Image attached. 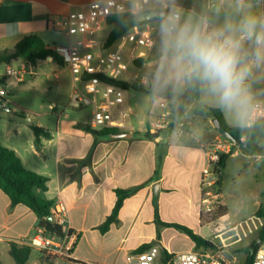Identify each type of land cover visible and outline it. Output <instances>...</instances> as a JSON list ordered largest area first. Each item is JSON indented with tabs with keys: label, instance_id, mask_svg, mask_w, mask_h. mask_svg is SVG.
Instances as JSON below:
<instances>
[{
	"label": "crops",
	"instance_id": "obj_1",
	"mask_svg": "<svg viewBox=\"0 0 264 264\" xmlns=\"http://www.w3.org/2000/svg\"><path fill=\"white\" fill-rule=\"evenodd\" d=\"M92 1L96 0H0V51L13 49L20 40L32 35L39 37L47 47L54 45L58 48V35H63L65 41L67 37L53 30L49 21L67 14L74 6ZM216 1L213 0V5H208L205 0L202 4L198 0L196 3L206 10L209 19H216L223 17L219 14L231 10V0ZM263 1L251 5L254 8ZM153 23L159 24V20ZM155 47L151 52L152 58L160 53V46ZM62 59L64 68L58 70L55 76L67 72L72 81L63 56ZM13 65L22 69L24 74L27 67L32 66L23 59L15 60L10 64L11 67ZM162 65L163 59L158 57L138 67L136 77L148 93L132 88L134 93L128 94L125 89L122 109L128 113L126 123L129 128L117 130L118 134L128 135L125 137L95 138L81 128V125L89 124L81 119L80 108L76 106L73 119L62 121L63 114L59 113L54 130L43 128L50 132L51 139H43L38 150L34 146V134L30 127L34 124L30 122V117L23 123L0 116V144L13 150L27 170L46 177L47 191L41 194L42 197L53 205L63 204L67 210L61 226L64 231L69 230L76 236L72 258L55 260L67 264H125L126 258L140 247L147 246V249L155 245L160 250L155 264H164L165 254L205 251L196 249L194 242L182 231L158 226L154 220L155 206L161 222L184 226L212 245H216L226 231L235 228L225 229L221 224L230 221L223 198V182L220 201L226 206L227 213L213 221L210 214L201 210L202 155L198 143L215 135L207 127L208 119L201 117L198 120L189 115L193 101L185 102L194 98L188 95L187 86L164 90L154 87V77ZM0 66L4 67L0 72V84L4 85L5 79L1 75L6 64ZM145 79L149 80L147 84ZM5 86L10 89L7 83ZM172 94L184 97H166ZM140 95H146V98ZM6 102L7 106V99ZM83 104L90 105L85 101L79 104L80 107ZM184 105L183 113L189 116L185 122L189 131L187 135L178 137L171 131L155 133L148 128L151 117L173 108L182 109ZM120 110H115L116 119H119ZM0 112L10 114L9 117L16 116L15 111ZM181 116L176 120L185 121L180 120ZM225 121L227 123L226 118ZM40 126L37 124V127ZM141 184L145 185L123 201L117 222L101 233L99 227L111 214L116 202L115 190ZM38 228L33 212L24 205L12 206L0 190V254L6 252L9 255V243L23 245L36 234ZM41 260L43 263L42 257Z\"/></svg>",
	"mask_w": 264,
	"mask_h": 264
},
{
	"label": "built area",
	"instance_id": "obj_2",
	"mask_svg": "<svg viewBox=\"0 0 264 264\" xmlns=\"http://www.w3.org/2000/svg\"><path fill=\"white\" fill-rule=\"evenodd\" d=\"M174 5V1H171ZM213 5V0H207ZM175 6V5H174ZM164 0H96L72 7L67 14L49 21L51 28L61 32L68 38V45L62 55L65 65L72 75L73 100L81 104L88 101L92 107L89 126L94 130L128 129V113L122 109L125 101V89L98 76H105L116 81H125L130 78L129 71L137 60L146 61L159 40V24L149 22L136 26L121 35L116 42L106 47L108 28L107 19L118 14L140 15L153 11H167ZM57 52V51H56ZM58 54V53H57ZM59 55V54H58ZM115 72L116 75H111ZM24 71L6 65L2 78H14L17 82L23 81ZM95 75L97 77L84 78ZM119 75V76H118ZM149 80L145 79L147 84ZM7 88L0 84V102L6 106ZM255 108L246 122V127L264 120V102H254ZM120 108L119 119L115 118V110ZM148 128L160 133L171 131L178 137L189 133L184 121H177L172 111L150 118ZM199 150L202 155L201 167V210L210 214L217 206H221L218 192L220 179L221 159L223 155H230L238 145L217 134L207 140L199 141ZM264 159V155H256ZM66 208L58 203L51 208V214L57 224L62 223L66 216ZM259 226L263 227L260 217H255ZM235 229V228H234ZM76 236L66 230L62 236L47 234L44 229L38 228L36 234L23 245L38 250L47 258L71 259ZM221 248L205 251L177 252L169 256L164 264H228L220 251ZM160 250L151 245L142 252L131 254L125 264H155ZM252 264H264V242H259L253 250Z\"/></svg>",
	"mask_w": 264,
	"mask_h": 264
},
{
	"label": "rangeland",
	"instance_id": "obj_3",
	"mask_svg": "<svg viewBox=\"0 0 264 264\" xmlns=\"http://www.w3.org/2000/svg\"><path fill=\"white\" fill-rule=\"evenodd\" d=\"M203 1L204 0H198V3L202 4ZM216 3H219V1L217 0ZM217 8L221 10L224 9L223 6H217ZM252 10L255 11L257 15H264V1L258 3L256 7H252ZM108 30L109 28L104 32L105 35L108 33ZM62 36L63 35H58L57 37V39H59L56 44L59 46L58 48H55L54 45H50V48L57 51L61 57L64 54L63 49L68 45V38H66L67 41H65ZM159 46L160 41L158 40L155 48L157 49ZM140 65L139 62H135L134 65L131 66L129 72L130 78H126L128 84H133L140 80L136 77L138 76L137 69ZM12 67L16 68L17 66L13 65ZM63 68L64 66L59 65L55 61L41 60L35 65L27 67L22 82H17L14 78H6L3 86H5L6 83L10 85V89H7L6 95L8 101L7 107L20 108L26 112L23 116L11 117H9L10 114L0 112V116H6L12 120H21L23 123H26L27 119L30 117V122L32 124L36 126L40 124V127L51 131L55 128L59 113L63 114V117L60 118L62 121H70L73 119L72 114L74 113L75 107L79 106L81 119L89 124L92 107L91 105L85 104L80 107L78 103L74 102L72 94L73 82L71 81L69 73L65 72L58 75V77L55 76L56 72ZM3 69L4 67L0 66V72H2ZM111 75L114 76L116 73L112 72ZM252 82L264 84V69L255 73ZM198 88L199 91L194 100L188 99L189 101L185 103H192L193 101V105L196 103H203L210 107L219 108L229 125H246V123L238 121L235 113L222 109L202 88L199 86ZM127 92L128 94L134 93L132 88H128ZM140 96L146 98V95ZM257 101L264 102V91L259 90L254 94V102ZM174 110H176V108L172 109L174 118L178 119L180 116H176ZM177 110L180 112V115H182L180 120H185L184 122H186L189 116L186 112L183 113L185 105L182 109L178 108ZM196 119L200 120L201 117H197ZM207 127L214 135L219 134L212 126L210 120L207 121ZM256 145L264 148V132L257 140ZM247 156H249V158H247ZM222 182L223 198L228 208L230 221H223L221 224L224 225L225 229L232 227H235V229L232 228L226 231L219 240L216 241L217 244L213 245V248L210 249L216 250L218 247L221 248V254L228 264H242L247 257V252L241 250L252 246H258L260 242L258 239L259 231L253 228L254 225L259 226L255 218L256 212L260 205L264 204V159L258 158L256 155L252 156L243 146L238 145L226 159L222 171ZM221 189L222 188L218 185V192H222ZM224 208L227 212L226 206H224ZM215 209L210 213V218L213 221L217 219ZM41 257L44 261L43 263L46 264L43 254L32 250L26 264H41ZM0 260L1 264H15L12 257L6 252L0 254ZM52 263L67 264L65 261H57L55 259H52Z\"/></svg>",
	"mask_w": 264,
	"mask_h": 264
},
{
	"label": "clouds",
	"instance_id": "obj_4",
	"mask_svg": "<svg viewBox=\"0 0 264 264\" xmlns=\"http://www.w3.org/2000/svg\"><path fill=\"white\" fill-rule=\"evenodd\" d=\"M164 6L154 14L163 59L154 87L195 84L246 123L255 108L250 82L264 69V15L248 0H231V10L216 19L186 13L171 0Z\"/></svg>",
	"mask_w": 264,
	"mask_h": 264
},
{
	"label": "trees",
	"instance_id": "obj_5",
	"mask_svg": "<svg viewBox=\"0 0 264 264\" xmlns=\"http://www.w3.org/2000/svg\"><path fill=\"white\" fill-rule=\"evenodd\" d=\"M248 2L253 4L259 2V0H248ZM174 5H179L185 12L193 11L197 14L205 16L207 15L205 9L197 6L196 0H175ZM224 14L225 13H221L219 15ZM140 15L118 14L109 17L107 19L109 30L107 35L106 47L112 46L121 35L133 29L134 27L158 20V18L155 17L140 22ZM158 57H162L161 52L153 58L149 56L146 61L157 59ZM48 58H51L59 65H63L62 57L58 55L54 49L47 47L39 37L34 35L23 38L14 46L13 49H5L0 51V64L6 65H10L17 59H23L29 64L35 65L37 61L46 60ZM136 62H139L141 64L145 61L137 60ZM89 77L97 76L91 75L85 76L84 78ZM98 77H101L102 79L107 80L111 83L120 85L124 89H128L129 87H131L138 92H149L147 89H144L141 86L140 81H137L133 84H128L126 81H116L105 76ZM250 83L253 94H256V92L259 90L264 91V84H259L252 81ZM187 89L189 96H191L192 98H195L197 96V93L199 91L197 85L193 84L192 86H187ZM172 97L176 98L184 96L172 94ZM14 109L11 108L10 112L15 111L16 116H23V114L25 113L23 109ZM177 109L178 108L174 110L175 115L180 116V112H178ZM189 115L195 117H203L210 121L214 118L217 119L221 124L223 130L228 132L232 136L237 145L243 146L252 155H264V148L258 147L256 145L257 140L264 132V120H261L250 127L229 126L226 123L223 113L219 108L210 107L203 103H196L192 108H190ZM30 127L34 134V146L39 150L42 145V140L51 139V134L43 128L34 125H31ZM81 128L84 131L91 133L97 139L106 138L119 133L115 129L94 130L88 125H81ZM228 156L230 155L222 156L220 163L221 169L224 168V164ZM47 181L48 179L46 177L41 176L33 171L27 170L22 165L21 160L13 150L0 144V190L9 198L12 206L24 205L25 207L29 208L37 218L38 227L44 229L47 234L62 236L64 230L60 224H57L54 221L51 214L53 203L45 199L41 195L42 193L47 191ZM144 185L145 184H141L128 189L115 190L116 202L111 211V214L99 227V231L101 233H105L113 223L117 222V215L123 204V201L131 195L135 194ZM218 185L220 188H222L221 173ZM219 193L221 194V192ZM215 211L217 213V218L227 213L224 206L222 205L217 206ZM256 217H260L263 219V227L259 230L258 239L260 242H264V204L260 205V207L258 208ZM154 220L158 226L173 227L185 233L191 239V241L194 242L196 249L206 250L213 248L212 243L202 239L200 236L193 233L192 230L178 224L161 222L156 206L154 209ZM146 247L147 246L140 247L136 251V253L144 251ZM256 248L257 246H252L241 250L247 252V257L242 264H252L253 250H255ZM31 251L32 248L29 246L9 243L8 253L14 260L15 264H25L29 259ZM163 258V261L166 262L169 258V255L165 254ZM44 259L46 260V264H53L52 259L54 258L51 259L45 257Z\"/></svg>",
	"mask_w": 264,
	"mask_h": 264
},
{
	"label": "water",
	"instance_id": "obj_6",
	"mask_svg": "<svg viewBox=\"0 0 264 264\" xmlns=\"http://www.w3.org/2000/svg\"><path fill=\"white\" fill-rule=\"evenodd\" d=\"M156 12L158 11H153L150 13H146V14H141L139 17V21H145V20H149L151 18H155L156 16L154 15ZM168 99L172 98V95L166 96ZM0 110L5 111V112H10V108L7 106H3L0 102ZM211 124L212 126L216 129L217 132H219L220 134H222L226 139L230 140L231 142L235 143V140L232 138V136L223 130L221 124L219 123V121L217 119H212L211 120ZM128 136L127 134H116L113 135L112 137H125Z\"/></svg>",
	"mask_w": 264,
	"mask_h": 264
}]
</instances>
